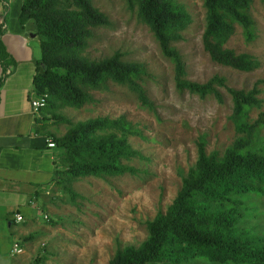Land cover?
<instances>
[{"label":"trees","instance_id":"16d2710c","mask_svg":"<svg viewBox=\"0 0 264 264\" xmlns=\"http://www.w3.org/2000/svg\"><path fill=\"white\" fill-rule=\"evenodd\" d=\"M126 2L130 7L136 5L138 19L148 26L160 53L172 64L177 91L220 98L217 87H224L236 134L221 154L206 151L204 137L198 136L194 163L181 175L175 195L165 209L144 220L145 238L116 247L106 264H264V234L253 233L244 223L252 216L264 223V135L260 131L264 111L249 119L251 107L259 105L256 84L249 89L233 88L217 74L203 82L187 79L182 55L173 45L182 39V31L191 21L185 6L177 0ZM250 2L202 0L200 39L212 60L237 70L257 67L258 60L249 53L223 46L235 24L245 40L254 37ZM18 17L22 21L30 18L35 24L40 56L31 89L35 94L46 93L48 110L60 105L79 107L91 99L87 89H100L107 80L125 85L142 106L150 107L142 86L146 72L141 63L124 60L118 50L98 59L81 54L91 28L108 23L90 0H23ZM5 58L0 40V81L6 73ZM50 116L53 121L68 122L62 135L51 136L57 150L50 179L61 185L72 202L80 195L59 174L76 178L136 171L122 160L142 154L129 145L125 134H143L123 115L94 116L73 123L53 111Z\"/></svg>","mask_w":264,"mask_h":264},{"label":"rangeland","instance_id":"374dc122","mask_svg":"<svg viewBox=\"0 0 264 264\" xmlns=\"http://www.w3.org/2000/svg\"><path fill=\"white\" fill-rule=\"evenodd\" d=\"M90 1L105 14L108 23L91 28L81 54L98 59L118 50L124 60L141 63L146 72L142 86L150 107L142 106L125 85L107 80L100 89H87L91 99L79 107L60 105L48 110L43 106L40 111L46 117L44 124L49 135L57 137L65 132L68 122L53 121L51 111L72 123L94 116L123 115L143 134H125L129 145L142 157L122 160L136 168L134 173L76 178L59 174L80 195L74 202L60 184L50 179L42 192L44 210L39 208L34 213L29 264H106L116 247L137 244L145 238L144 220L156 210L165 209L175 195L181 175L194 163L198 136L204 137L206 151L221 154L236 134L229 119L231 101L223 86L217 87L220 98L175 89L172 64L160 53L148 26L138 19L136 5L130 7L126 0ZM177 1L191 16L182 39L173 42L184 60L185 77L203 82L217 74L224 77L226 86L242 89L255 83L259 105L251 107L249 119L255 118L258 111H264L263 1L251 0L248 8L254 21V37L245 40L241 27L235 24L223 44L258 60L257 67L246 71L212 60L203 49L202 0ZM260 131L264 135V127ZM244 223L253 233L264 234V223L254 216ZM39 256L42 259H33Z\"/></svg>","mask_w":264,"mask_h":264},{"label":"crops","instance_id":"0c3cea01","mask_svg":"<svg viewBox=\"0 0 264 264\" xmlns=\"http://www.w3.org/2000/svg\"><path fill=\"white\" fill-rule=\"evenodd\" d=\"M22 2L0 0V40L6 52L0 81V264L30 263L34 213L44 210L42 192L49 186L57 150L46 145L51 139L46 117L34 114L28 101L40 49L34 22L18 17ZM14 212L22 219L16 221ZM14 241L20 252L11 250Z\"/></svg>","mask_w":264,"mask_h":264},{"label":"built area","instance_id":"2783aa9c","mask_svg":"<svg viewBox=\"0 0 264 264\" xmlns=\"http://www.w3.org/2000/svg\"><path fill=\"white\" fill-rule=\"evenodd\" d=\"M46 93H42V94H35L33 91L30 92V96L28 98L29 101V105L31 107L32 112L36 115L41 114V108L45 105L46 102ZM46 145L47 146H52L53 145V141L49 138L46 139ZM43 217H46V214L43 213L42 214ZM14 219L16 221L21 220L22 216L19 212H14ZM11 250L13 252H20L22 250V248L19 246V244L14 241L12 242V246H11Z\"/></svg>","mask_w":264,"mask_h":264}]
</instances>
